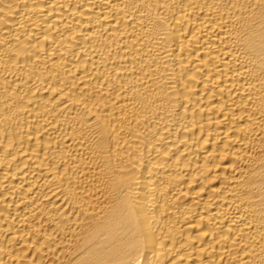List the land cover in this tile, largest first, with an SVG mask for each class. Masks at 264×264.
<instances>
[{"label":"bare ground","instance_id":"obj_1","mask_svg":"<svg viewBox=\"0 0 264 264\" xmlns=\"http://www.w3.org/2000/svg\"><path fill=\"white\" fill-rule=\"evenodd\" d=\"M0 264H264V0H0Z\"/></svg>","mask_w":264,"mask_h":264}]
</instances>
